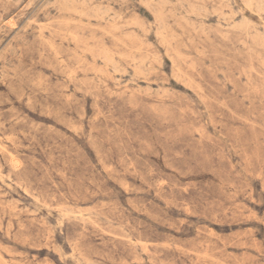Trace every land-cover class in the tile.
<instances>
[{"label": "rangeland", "instance_id": "rangeland-1", "mask_svg": "<svg viewBox=\"0 0 264 264\" xmlns=\"http://www.w3.org/2000/svg\"><path fill=\"white\" fill-rule=\"evenodd\" d=\"M0 264H264V0H0Z\"/></svg>", "mask_w": 264, "mask_h": 264}]
</instances>
